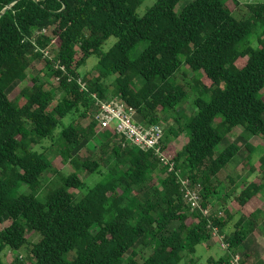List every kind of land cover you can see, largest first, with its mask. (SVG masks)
Returning <instances> with one entry per match:
<instances>
[{
  "label": "trees",
  "instance_id": "obj_1",
  "mask_svg": "<svg viewBox=\"0 0 264 264\" xmlns=\"http://www.w3.org/2000/svg\"><path fill=\"white\" fill-rule=\"evenodd\" d=\"M15 1L0 0V12ZM181 1L156 0L140 16L143 0H18L0 17V253L26 248L34 264H197L187 258L218 233L228 253L207 263L231 264L259 228L264 206L250 215L244 209L264 183L225 184L220 174L241 148L229 143L215 151L237 128L245 140L264 139V0L234 1L235 8L227 0H194L176 11ZM142 42L144 51L131 58ZM92 56L96 74L81 73ZM35 61L45 63L44 76L29 81ZM185 66L190 82L172 83ZM16 82L23 86L11 99ZM197 93L196 113L183 122L175 114ZM94 95L122 99L139 123L172 117L178 129L162 146L174 169L124 145L114 127L103 129ZM181 133L188 142L177 151L170 135ZM92 141L98 149L81 160L77 149ZM46 142L57 145L71 173L56 167ZM245 148L250 163L253 149ZM105 163L110 169L89 187L79 172L98 174ZM250 171L264 180V154ZM181 179L200 186L201 207L188 205ZM230 204L240 216L228 233Z\"/></svg>",
  "mask_w": 264,
  "mask_h": 264
},
{
  "label": "rangeland",
  "instance_id": "obj_2",
  "mask_svg": "<svg viewBox=\"0 0 264 264\" xmlns=\"http://www.w3.org/2000/svg\"><path fill=\"white\" fill-rule=\"evenodd\" d=\"M194 0H182L176 8V11H181L184 7H186L189 3L193 2ZM234 1H237V3L242 6L245 3H253L256 0H227V5L235 8ZM156 2V0H143L142 5L139 7L137 13L140 16H143L147 10ZM254 41V36L250 37V42ZM116 42L115 38H112L109 43L113 44ZM147 43L142 42L138 44L134 50L131 52V58L137 59L141 53L146 48ZM98 63V59L96 56H92L89 58L88 63L85 67H83L80 71L81 73H88L92 72L93 74H96L95 66ZM45 63L43 61H35L32 64V68L29 74L28 80L30 81L35 75L40 74L41 77L44 76L43 70L45 69ZM188 72V67L185 66L181 69V72L176 77V79H171L170 81L172 83H183L184 80L187 82H190V78L186 77L185 74ZM42 73V74H41ZM196 77V76H195ZM199 77V75H197ZM23 84L21 82L14 83L8 90L9 97L15 98L20 90ZM199 96V94H191L189 98L186 100V102L177 110V113L175 114L176 117L179 119H184L183 122L190 120L193 115L196 113V107L194 105L195 99ZM204 100L209 101V95H203L201 96ZM167 115V114H166ZM163 116V121L161 123L164 135L168 134L169 130L171 128L178 129V124L174 121V119L170 116ZM137 122H139V118H135ZM221 120L219 118L217 123ZM114 127V126H112ZM242 128L234 129V131L231 134H228L223 142V146L221 145L218 149L215 151V157L218 156L221 151L225 148L226 145L229 143H235L240 148L241 151L239 153L238 160L236 163L229 168L223 170L220 174V180H224L225 184H227L228 180H235V182L238 184L239 182L245 181H254L257 183H264V180H262L260 177L257 176L255 173H251L250 168L254 163H257L259 159L264 154V139L260 136L252 137L250 140H245L242 136ZM170 139L172 143L176 146L177 151H181L186 142L188 141V136L185 133H181L179 137H173V134L170 135ZM247 143H250L253 149L252 152V160L249 163L248 162V155L249 152L246 150L245 145ZM98 142H90V143H83L78 149L77 152L79 153L78 156L81 160L85 161L88 159H91L96 152ZM44 146L47 148V155L50 159L54 161V164H56V167L62 171L63 174H69L74 170V167H72L69 164L63 163V160L61 157L58 156L56 151L58 150L57 145H51L50 142L44 143ZM41 149V146L39 147ZM111 162V160H107ZM106 161V162H107ZM253 163V164H251ZM106 164V163H105ZM103 164L101 167L100 173L90 174L87 175L85 172H79L81 178L89 187H93L96 183H99L102 180L103 173L107 172L110 169V164ZM59 177L54 176L50 180H46V186L53 184L54 181H58ZM216 184V182L214 183ZM200 188V186H198ZM220 205V204H219ZM219 205H215L216 208H218ZM260 206H264V190L261 191L254 199L249 201L248 207L246 209V214H252L253 212H256ZM230 209H232V213L235 214V206L233 204H230ZM216 208H213L214 210ZM211 210V209H210ZM221 218L225 219L226 215L224 212L220 214ZM240 215L235 214V219L232 223L229 224V229L227 230L228 233L233 231V223L237 222ZM260 226L256 229V231L245 241L243 249L238 253V255L231 260V264H254L257 260L264 257V211L260 215ZM222 236L220 234H215L212 240L207 242L206 244H201L197 246V252L195 256H189L188 259L193 260H199L197 264H208L207 261L210 257L220 258L225 256L228 253V247L225 246V242L222 240ZM37 241V238L34 240ZM209 245V248H208ZM225 246V247H223ZM212 248V249H211ZM148 255H145V258ZM17 258H21L23 261V264H34V260L28 258V251L26 248H23L21 251H13L10 248H5L2 253H0V264H13ZM74 258V254H71L66 257L67 261H71ZM195 258V259H194ZM122 264H126V258H124V261ZM180 264H186L185 260L182 261Z\"/></svg>",
  "mask_w": 264,
  "mask_h": 264
},
{
  "label": "built area",
  "instance_id": "obj_3",
  "mask_svg": "<svg viewBox=\"0 0 264 264\" xmlns=\"http://www.w3.org/2000/svg\"><path fill=\"white\" fill-rule=\"evenodd\" d=\"M44 56L50 59L54 57H51L49 52H45ZM55 67L56 69L65 70L64 67L58 64ZM82 89L86 90L85 84H82ZM93 97L96 99L97 105L100 106L95 120L103 129L114 126L116 132L125 139L126 143L124 145L134 146L145 152H153L161 158L164 165L170 166V171L174 169V163L171 158L163 157L162 140L164 132L161 125H147L137 122L135 119L136 112L127 108L126 103L120 98L101 100L97 95ZM181 183L185 199L192 210L201 207L200 188L191 187L189 185L190 181L187 179H181ZM204 214H209V210H204ZM225 246L228 247L227 244Z\"/></svg>",
  "mask_w": 264,
  "mask_h": 264
},
{
  "label": "water",
  "instance_id": "obj_4",
  "mask_svg": "<svg viewBox=\"0 0 264 264\" xmlns=\"http://www.w3.org/2000/svg\"><path fill=\"white\" fill-rule=\"evenodd\" d=\"M18 0H16L15 2H13L11 5H13L14 3H16ZM10 5V6H11ZM10 6H8V7H6L2 12H0V17L5 13V11L10 7Z\"/></svg>",
  "mask_w": 264,
  "mask_h": 264
},
{
  "label": "crops",
  "instance_id": "obj_5",
  "mask_svg": "<svg viewBox=\"0 0 264 264\" xmlns=\"http://www.w3.org/2000/svg\"><path fill=\"white\" fill-rule=\"evenodd\" d=\"M188 142V141H187ZM186 142V143H187ZM174 143V142H173ZM175 146V145H174ZM176 147V146H175ZM249 204V203H248ZM248 204H247V206L245 207V209H244V213L246 212V209H247V207H248ZM246 214V213H245ZM246 215H250V214H246ZM208 248H209V245H208ZM212 249V248H211Z\"/></svg>",
  "mask_w": 264,
  "mask_h": 264
}]
</instances>
